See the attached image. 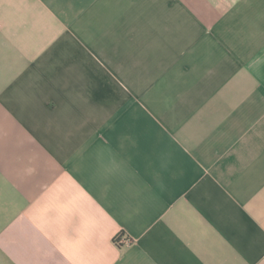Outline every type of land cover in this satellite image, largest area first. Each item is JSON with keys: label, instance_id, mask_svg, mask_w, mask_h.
<instances>
[{"label": "crops", "instance_id": "0c3cea01", "mask_svg": "<svg viewBox=\"0 0 264 264\" xmlns=\"http://www.w3.org/2000/svg\"><path fill=\"white\" fill-rule=\"evenodd\" d=\"M0 264H264V0H0Z\"/></svg>", "mask_w": 264, "mask_h": 264}, {"label": "built area", "instance_id": "2783aa9c", "mask_svg": "<svg viewBox=\"0 0 264 264\" xmlns=\"http://www.w3.org/2000/svg\"><path fill=\"white\" fill-rule=\"evenodd\" d=\"M122 240H123L124 242H128V238H127L126 236H124V235H123V237H122Z\"/></svg>", "mask_w": 264, "mask_h": 264}]
</instances>
